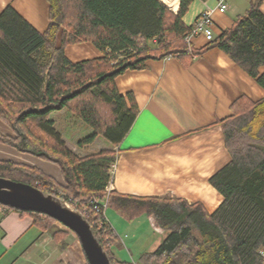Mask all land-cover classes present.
<instances>
[{
  "label": "trees",
  "instance_id": "obj_1",
  "mask_svg": "<svg viewBox=\"0 0 264 264\" xmlns=\"http://www.w3.org/2000/svg\"><path fill=\"white\" fill-rule=\"evenodd\" d=\"M47 1L50 23L43 33L11 6L0 14V121L12 131L0 132V142L57 166L63 183L12 161H0V178L31 185L77 209L111 264L128 263L115 259L113 247L120 241L105 221L102 203L128 222L153 216L166 232L159 247L144 253L138 264H264V98L241 97L232 105L231 116L220 121L231 162L210 180L224 198L212 214L180 199L108 192L116 151L78 156L51 118L68 110L85 122L92 133L79 141L81 148L99 137L118 147L138 108L131 95L119 92L117 78L147 69L152 60L173 57L191 62L213 48L264 89V0L252 3L232 28L203 50L186 42L192 26L184 17L196 0H179L176 13L161 0ZM81 43H91L103 56L72 62L66 48ZM0 210L31 215L35 226L56 239L67 235L45 214L2 204Z\"/></svg>",
  "mask_w": 264,
  "mask_h": 264
},
{
  "label": "crops",
  "instance_id": "obj_2",
  "mask_svg": "<svg viewBox=\"0 0 264 264\" xmlns=\"http://www.w3.org/2000/svg\"><path fill=\"white\" fill-rule=\"evenodd\" d=\"M256 1L229 0V10L214 15V38L232 28L235 18L246 14ZM217 4L218 0H196L184 17L185 24L191 27L203 11ZM9 6L38 31L43 33L48 28L47 0H0V14ZM167 7L177 12L179 2L176 9ZM261 10L264 13V1ZM209 43L203 35L193 39L196 50L205 49ZM66 56L77 63L103 54L91 43H81L68 46ZM116 85L122 95L132 96L138 113L118 147L106 141L109 147L100 148L99 152L113 149L117 153L112 191L124 196L180 199L214 213L224 198L210 180L231 162L220 121L231 116L232 105L241 97L253 101L264 98V89L218 48L205 51L191 62L173 57L152 60L147 69L118 77ZM56 129L74 153L91 156L79 147L82 139L69 141ZM0 132L12 133L1 121ZM0 161L36 167L63 183L57 166L1 142ZM105 218L119 237L120 242L113 247L119 250L125 244L122 235H127V230L134 240L150 229L162 234L147 252L155 251L166 236L153 216L128 222L107 208ZM113 254L122 262L115 251ZM0 264H88V260L80 239L71 232L62 240L56 239L35 226L31 215L15 211L4 214L0 210Z\"/></svg>",
  "mask_w": 264,
  "mask_h": 264
},
{
  "label": "water",
  "instance_id": "obj_3",
  "mask_svg": "<svg viewBox=\"0 0 264 264\" xmlns=\"http://www.w3.org/2000/svg\"><path fill=\"white\" fill-rule=\"evenodd\" d=\"M0 204L22 212L49 215L70 228L79 237L88 264H111L110 258L96 239L90 224L82 215L39 189L20 182L0 178Z\"/></svg>",
  "mask_w": 264,
  "mask_h": 264
},
{
  "label": "rangeland",
  "instance_id": "obj_4",
  "mask_svg": "<svg viewBox=\"0 0 264 264\" xmlns=\"http://www.w3.org/2000/svg\"><path fill=\"white\" fill-rule=\"evenodd\" d=\"M51 118L56 122L57 128L62 131L65 138L69 141L73 138H76L79 141L87 137L91 133L92 129L85 122L78 119L75 115H73L72 112L68 110L55 112L52 114ZM101 147L107 148L109 147V145L104 138L99 137L96 139L94 144L83 147V150L87 151L89 155H92L98 153ZM56 228H64L77 237L75 233H73L72 231H70V229L64 227L60 223L57 224ZM129 232L130 230H127L125 233L127 235H122V241L125 243L122 246V249L119 250V248L117 247L113 248V251H115V253L119 255V258L122 261L127 262L128 264H138L141 256L147 251H149L154 240L162 238V234H158L152 229L148 230L145 234H140V238L136 240L129 238Z\"/></svg>",
  "mask_w": 264,
  "mask_h": 264
},
{
  "label": "built area",
  "instance_id": "obj_5",
  "mask_svg": "<svg viewBox=\"0 0 264 264\" xmlns=\"http://www.w3.org/2000/svg\"><path fill=\"white\" fill-rule=\"evenodd\" d=\"M229 10V0H218V4L215 8H207L203 11L200 16L197 18L195 23L191 27V33L186 38V42L189 46L193 45V39L197 36L203 35L207 41L211 42L214 40V15L216 13L225 14ZM111 182L107 188L108 192L112 191L113 181L116 172V165L111 166ZM107 204H104L102 208L104 210L107 208ZM105 221H107L105 219ZM262 257L264 258V251L261 252Z\"/></svg>",
  "mask_w": 264,
  "mask_h": 264
},
{
  "label": "bare ground",
  "instance_id": "obj_6",
  "mask_svg": "<svg viewBox=\"0 0 264 264\" xmlns=\"http://www.w3.org/2000/svg\"><path fill=\"white\" fill-rule=\"evenodd\" d=\"M165 2V4L167 5V6H169V7H171L172 9H176L177 8V6H178V2H179V0H165L164 1ZM41 191V190H40ZM43 192V191H42ZM46 196H52L54 199H58V200H60L62 203H64V204H66L68 207H70L71 209H74V210H76V211H78L77 209H75L73 206H71V205H69L67 202H64L63 200H61L60 198H57L56 196H54V195H52V194H48V193H45V192H43ZM104 204H106V203H102V204H99V206H103ZM6 206V205H5ZM9 207H11V206H9ZM11 208H13V207H11ZM13 209H15V208H13ZM16 210V209H15ZM106 210H107V208L104 210V208H103V213H104V215H105V212H106ZM20 211V210H19ZM79 212V211H78ZM34 213H38V212H34ZM80 213V212H79ZM39 214H41V213H39ZM81 215H82V213H80ZM46 215V214H45ZM47 216H49V215H47ZM82 217L84 218V216L82 215ZM85 219V218H84ZM106 219V218H105ZM86 220V219H85ZM57 221V220H56ZM87 221V220H86ZM57 222H59V221H57ZM88 222V221H87ZM60 223V222H59ZM89 223V222H88ZM61 225H63L62 223H60ZM90 224V223H89ZM64 227H66L65 225H63ZM91 226V225H90ZM66 228H68V227H66ZM68 229H70V228H68ZM91 229H92V227H91ZM70 231H72L71 229H70ZM93 231V230H92ZM73 232V231H72ZM73 233H75V232H73ZM94 233V232H93ZM76 234V233H75ZM95 235V234H94ZM78 237V236H77ZM95 237H96V235H95ZM79 238V237H78ZM96 239H97V237H96ZM98 240V239H97ZM100 243V242H99ZM103 247V246H102ZM104 249V248H103Z\"/></svg>",
  "mask_w": 264,
  "mask_h": 264
}]
</instances>
